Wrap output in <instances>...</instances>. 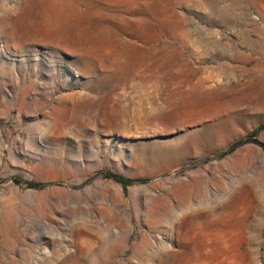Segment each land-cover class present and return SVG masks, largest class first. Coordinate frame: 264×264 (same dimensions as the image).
Here are the masks:
<instances>
[{"label":"rangeland","instance_id":"1","mask_svg":"<svg viewBox=\"0 0 264 264\" xmlns=\"http://www.w3.org/2000/svg\"><path fill=\"white\" fill-rule=\"evenodd\" d=\"M0 264H264V0H0Z\"/></svg>","mask_w":264,"mask_h":264},{"label":"trees","instance_id":"2","mask_svg":"<svg viewBox=\"0 0 264 264\" xmlns=\"http://www.w3.org/2000/svg\"><path fill=\"white\" fill-rule=\"evenodd\" d=\"M243 143V141H237L235 143H233L230 147V150L234 149L235 147L241 145ZM105 177H110L113 180L119 182L122 184L123 188H125L128 184L132 183V180L121 175V174H117V173H113V172H105L104 173ZM14 182H17L16 180H14ZM27 187H36L37 185L33 182H27L26 183Z\"/></svg>","mask_w":264,"mask_h":264}]
</instances>
